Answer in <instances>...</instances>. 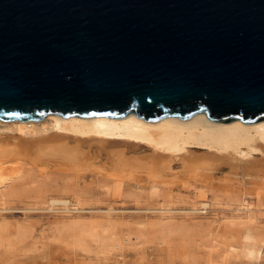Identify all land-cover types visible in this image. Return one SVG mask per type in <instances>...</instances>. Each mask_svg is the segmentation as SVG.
I'll use <instances>...</instances> for the list:
<instances>
[{"label":"water","instance_id":"water-1","mask_svg":"<svg viewBox=\"0 0 264 264\" xmlns=\"http://www.w3.org/2000/svg\"><path fill=\"white\" fill-rule=\"evenodd\" d=\"M264 119V0H0V119Z\"/></svg>","mask_w":264,"mask_h":264},{"label":"rangeland","instance_id":"rangeland-1","mask_svg":"<svg viewBox=\"0 0 264 264\" xmlns=\"http://www.w3.org/2000/svg\"><path fill=\"white\" fill-rule=\"evenodd\" d=\"M13 133L0 122L2 136ZM260 149L194 166L196 175L176 159L163 177L169 184L137 169L117 180L106 159L102 171L81 173L9 166L0 181V264H264Z\"/></svg>","mask_w":264,"mask_h":264},{"label":"bare ground","instance_id":"bare-ground-1","mask_svg":"<svg viewBox=\"0 0 264 264\" xmlns=\"http://www.w3.org/2000/svg\"><path fill=\"white\" fill-rule=\"evenodd\" d=\"M0 122L15 125L20 133L0 134V181L5 177L1 171L9 166L15 168L16 165L30 164L40 171L51 167L66 171L77 168L76 172L81 173L92 169L102 171L104 164L99 163L104 159L115 167L113 175L117 180L135 178L136 169L137 173L141 170L149 173L152 179L159 180L164 176L167 179L166 174L173 170L172 162L176 159L182 160L189 169L200 167L198 165H207L208 168L216 161H240L243 159L241 155H246L245 158L247 154L253 155V150L264 148V119L249 123L239 118L219 122L201 111L187 119L167 115L157 120H146L134 112L121 118L101 114L85 117L48 113L42 119H0ZM199 145L210 150H200ZM257 166L254 167L258 169ZM108 167L104 166L110 170ZM192 170L187 173L192 175ZM168 180L164 182L169 184L171 181L168 183ZM61 201L68 202L67 199Z\"/></svg>","mask_w":264,"mask_h":264}]
</instances>
